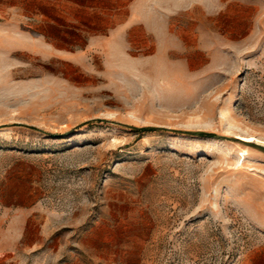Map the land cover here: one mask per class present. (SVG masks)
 I'll list each match as a JSON object with an SVG mask.
<instances>
[{
  "label": "rangeland",
  "instance_id": "374dc122",
  "mask_svg": "<svg viewBox=\"0 0 264 264\" xmlns=\"http://www.w3.org/2000/svg\"><path fill=\"white\" fill-rule=\"evenodd\" d=\"M240 133L264 0L0 1V264H264Z\"/></svg>",
  "mask_w": 264,
  "mask_h": 264
},
{
  "label": "bare ground",
  "instance_id": "6f19581e",
  "mask_svg": "<svg viewBox=\"0 0 264 264\" xmlns=\"http://www.w3.org/2000/svg\"><path fill=\"white\" fill-rule=\"evenodd\" d=\"M239 139L245 143H254V144H260L264 146V142L262 140H260L259 138L252 136V135H242L241 133L238 135Z\"/></svg>",
  "mask_w": 264,
  "mask_h": 264
},
{
  "label": "water",
  "instance_id": "95a60500",
  "mask_svg": "<svg viewBox=\"0 0 264 264\" xmlns=\"http://www.w3.org/2000/svg\"><path fill=\"white\" fill-rule=\"evenodd\" d=\"M248 145L264 153V146L263 145L254 144V143H250Z\"/></svg>",
  "mask_w": 264,
  "mask_h": 264
},
{
  "label": "crops",
  "instance_id": "0c3cea01",
  "mask_svg": "<svg viewBox=\"0 0 264 264\" xmlns=\"http://www.w3.org/2000/svg\"><path fill=\"white\" fill-rule=\"evenodd\" d=\"M0 1H7V2H8V1H22V0H0ZM37 1H39V0H37ZM44 3H45L46 5H48V2H47V1L44 2ZM40 15H42V14H40ZM42 16H44V19H45V20H48V17H47V16H45V15H42ZM42 16H39V15H38V20H41V19H42V18H41Z\"/></svg>",
  "mask_w": 264,
  "mask_h": 264
}]
</instances>
